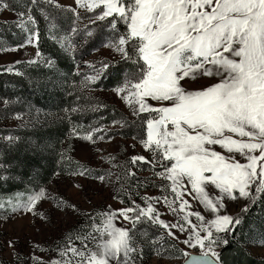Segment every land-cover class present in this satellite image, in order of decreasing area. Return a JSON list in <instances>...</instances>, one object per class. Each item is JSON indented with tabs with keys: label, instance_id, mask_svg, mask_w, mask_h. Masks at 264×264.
Segmentation results:
<instances>
[{
	"label": "rangeland",
	"instance_id": "rangeland-1",
	"mask_svg": "<svg viewBox=\"0 0 264 264\" xmlns=\"http://www.w3.org/2000/svg\"><path fill=\"white\" fill-rule=\"evenodd\" d=\"M17 1L21 0H0V22L4 25L0 27V75L5 79L2 86L0 84L1 176L13 178L4 164L5 145H16L22 138L43 153L55 155L62 172L55 173L52 180L42 186L29 181L33 180L30 178L15 191L0 192V264H3L1 260L5 264H53L54 261L76 264L78 258L68 252L69 246L81 251L87 246L98 251L96 244L102 238L93 225L100 226L105 213L118 209L146 208L151 204L159 219L169 226L184 223L185 215L189 216L191 224L199 225L201 221L191 215L196 212L206 222L215 219L216 214L204 207L187 181L182 190L184 195L177 199L170 190L171 182L157 176L161 166L141 143L146 138L143 121L148 114L136 113L134 106L115 90L135 66L125 63L114 46L117 34L109 26L111 18L93 24L91 17L95 13L87 12L75 0H56L55 4L38 0L34 5L31 0L21 5ZM4 4L9 8L4 9ZM22 11L26 15L20 18ZM38 14L49 36L75 62V69L67 80L55 59L42 54L39 37L28 43L30 30L38 34ZM29 15L35 23L28 22ZM20 24L24 26H18ZM16 28L23 32L25 42L21 45H14L12 39L5 38ZM118 30L124 31L119 24ZM89 32L91 34H87ZM126 47L129 55H133L131 46ZM104 62L110 66L101 70ZM29 69H35L38 74H32ZM92 76L96 77L95 81L89 80ZM116 79L118 81L109 86ZM218 82V76L197 74L195 79L185 78L181 83L186 92H192ZM41 85L45 90H41ZM59 88L65 99L61 106L54 98V91ZM149 103L160 106L155 101ZM63 124H67L68 131L60 148L47 137L39 144L38 139L33 138L35 133ZM96 128L103 131L96 132ZM89 132L92 140L84 138ZM101 135L104 139L98 138ZM213 148L226 157L233 155L219 146ZM134 156H143L152 163L132 164ZM235 158L241 163L247 162L238 154ZM101 175L103 180L97 178ZM40 189L44 191L43 197L29 210L32 197L38 195ZM206 191L212 197L218 194L212 185L206 186ZM249 198L225 199L226 207L219 214L235 218L247 206ZM183 201L188 204L181 208ZM114 224L128 229L133 243L142 251V256L133 257L134 264H183L187 257L182 253H201L198 247L185 245L188 232L170 229L174 238L169 235V229L162 226L159 229L139 227L122 217H116ZM185 227L191 225L185 223ZM250 230L253 236L261 238L247 243L246 250L251 256L264 259V246H261L264 220L259 225L251 222ZM78 236L80 239H76ZM216 250L220 253V246ZM61 252L65 255H60Z\"/></svg>",
	"mask_w": 264,
	"mask_h": 264
},
{
	"label": "snow or ice",
	"instance_id": "snow-or-ice-1",
	"mask_svg": "<svg viewBox=\"0 0 264 264\" xmlns=\"http://www.w3.org/2000/svg\"><path fill=\"white\" fill-rule=\"evenodd\" d=\"M44 2L55 4L56 0ZM75 2L87 12L95 13L91 17L93 24L111 18L109 26L117 34L114 46L125 63L135 66L115 90L134 106L136 113L148 114L143 121L146 138L141 143L161 166L157 176L171 182L170 190L177 199L184 195L182 190L187 181L204 207L216 215L206 222L196 212L191 215L201 221L199 225L191 224L185 215L184 223L169 226L159 219L151 204L146 208L114 210L104 214L100 226L93 225L102 238L96 244L98 251L87 246L84 251L69 246L68 252L78 258L76 264H134L133 257L142 256V251L133 243L130 231L116 227L114 220L122 217L135 225L145 218L169 229L174 238L170 229L189 233L185 245L198 247L201 255L182 253L190 257L187 264H223L216 248L226 247L229 240L220 234H234L241 224L239 217L219 214L226 207L225 199L248 198L254 193L264 195V0ZM37 3L38 0H31V4ZM3 7L8 9L9 5ZM25 15L23 11L19 13L20 18ZM28 22L35 20L29 15ZM118 22L124 25L123 32H119ZM36 38L37 32L30 30L28 43ZM126 46H131L133 55H129ZM109 66L104 62L101 70ZM197 74L218 76L220 82L201 91L186 92L181 82L185 78L195 79ZM95 79L89 77L90 81ZM84 138L92 140L93 136L89 132ZM98 138L104 139L102 135ZM213 146L233 155L226 157ZM235 154L247 162L236 160ZM137 162L152 163L143 156H134L131 163ZM97 178L103 180L102 175ZM208 185L218 190L215 197L206 191ZM43 195L40 189L32 197L29 210ZM187 204L188 201H183L181 208ZM247 210L245 207L244 211ZM185 223L191 227L186 228Z\"/></svg>",
	"mask_w": 264,
	"mask_h": 264
},
{
	"label": "trees",
	"instance_id": "trees-1",
	"mask_svg": "<svg viewBox=\"0 0 264 264\" xmlns=\"http://www.w3.org/2000/svg\"><path fill=\"white\" fill-rule=\"evenodd\" d=\"M17 3L19 5L23 3L26 4L28 3V0L17 1ZM36 18L38 20L39 49L43 55H48L55 59L57 66L66 76L64 79L67 80V76L70 75L75 69V62L71 56L62 50L58 43L49 36L43 18H41L39 14L36 15ZM118 24L124 30V25L122 22H118ZM2 26L4 25L2 22H0V27ZM5 38L12 39V44L14 45H21L25 42L23 32L18 28L15 29L14 33H9L6 35ZM131 49L132 48H130V50ZM18 66L21 67L24 65L19 64ZM28 71L33 72L32 74H38L35 72V69H29ZM3 76L4 75H0L1 86V82H5V79H2ZM112 80L113 79H111V81ZM117 81L118 79L113 81L109 86H113ZM41 88V90H45V86L41 85ZM62 91L63 90H61V88L54 91V98L57 100V103L60 106L65 102ZM67 131V124H63L57 128H51L50 131L47 132L43 131L41 133H35L33 138L38 139L37 142L39 144V142H43V140H45L47 137L49 142L60 148L66 137ZM40 138L42 141H40ZM5 148L4 155H6V160L4 161V164L13 173V178H0V192L15 191L21 188L19 185H21L22 182H25L30 178L33 180L29 181H34L38 183L39 186H42L49 183L55 173L62 172L60 171L61 169L58 165L59 159L55 155L43 153L36 147L30 146L25 142L24 138H22V140L16 145L9 146L6 144ZM0 177H2L1 171ZM246 207L248 209L246 212L243 209L235 216L240 218L241 224L235 228L234 234H220L229 240V243L226 247L220 246V257L223 264H264V259H257L253 257L246 250L247 243H250L251 241H258L259 238H261L253 236V230H250V223L252 222L254 225H259L260 221L264 220V195L254 193L249 198ZM135 225L139 227L145 226L153 229L160 228L158 224L154 225L145 218H141ZM1 262L5 264L4 261L1 260Z\"/></svg>",
	"mask_w": 264,
	"mask_h": 264
},
{
	"label": "water",
	"instance_id": "water-1",
	"mask_svg": "<svg viewBox=\"0 0 264 264\" xmlns=\"http://www.w3.org/2000/svg\"><path fill=\"white\" fill-rule=\"evenodd\" d=\"M200 255H201V253H195V252L190 253V256H200ZM189 258H190V257H187V258L184 260L183 264H187Z\"/></svg>",
	"mask_w": 264,
	"mask_h": 264
}]
</instances>
